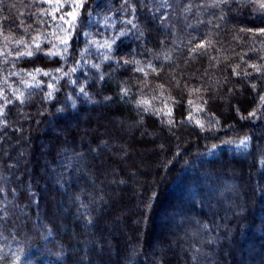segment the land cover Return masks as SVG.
<instances>
[{
    "label": "trees",
    "instance_id": "obj_1",
    "mask_svg": "<svg viewBox=\"0 0 264 264\" xmlns=\"http://www.w3.org/2000/svg\"><path fill=\"white\" fill-rule=\"evenodd\" d=\"M260 3L0 2V264H264Z\"/></svg>",
    "mask_w": 264,
    "mask_h": 264
},
{
    "label": "snow or ice",
    "instance_id": "obj_2",
    "mask_svg": "<svg viewBox=\"0 0 264 264\" xmlns=\"http://www.w3.org/2000/svg\"><path fill=\"white\" fill-rule=\"evenodd\" d=\"M0 2H2V0H0ZM57 11H59L60 9L64 8L66 5L68 7H70L72 10L70 12L67 13V15L69 17H71L70 20H66L64 16H61L60 19L61 20H64L65 23L69 24L70 27H75V22L77 20V17L79 16V10L81 8H83L84 6V0H65V2H60V0H57ZM260 6L261 7H264V0H261V3H260ZM130 22V21H129ZM262 33H264V29H261L260 30ZM67 38L62 40L61 43H64L65 45H67ZM23 41H17V44H22ZM105 47H108L110 48L111 45L109 44H106ZM201 47H203V45H201ZM37 48H39V45H37ZM65 51H67V47L65 48ZM33 53L31 51H28V52H25V53H21V55H28V56H31ZM57 53H50V55H56ZM76 69L73 68L71 71H75ZM259 71V69H257ZM37 72H40L41 70L40 69H37L36 70ZM57 71H60V69H57ZM44 75H49V73L47 72H44L43 73ZM29 75H32L31 73H29ZM33 79H35V76H33ZM27 86V85H26ZM49 87H53L52 85H49ZM253 89H255V85L252 86ZM81 92L84 91L83 88L80 89ZM23 96V93L20 94V96L17 97V99H20L21 97ZM48 96L51 97L52 96V93L49 92L48 93ZM2 99H4L5 101V104L0 106V116H3L4 115V107H6V105L8 103H11L10 100H8L7 97H0ZM261 101L264 102V97H261ZM23 102V101H21ZM141 103H147L146 101H142ZM250 116H255V112H252V113H249ZM202 126V125H201ZM247 143V138L245 140H242L240 142L241 145H244Z\"/></svg>",
    "mask_w": 264,
    "mask_h": 264
},
{
    "label": "rangeland",
    "instance_id": "obj_3",
    "mask_svg": "<svg viewBox=\"0 0 264 264\" xmlns=\"http://www.w3.org/2000/svg\"><path fill=\"white\" fill-rule=\"evenodd\" d=\"M146 153H142L140 154V158L142 159L143 156L145 155ZM145 161V160H144ZM144 163V162H143ZM146 163V161H145ZM144 163V164H145ZM141 171H145L144 168H140ZM151 176H154V174H152ZM150 177V176H149ZM159 176L157 175L156 176V180L159 179L158 178ZM152 178V181H153V177ZM155 178V177H154ZM161 178V176H160ZM160 180V179H159ZM151 181V182H152ZM135 196V195H134ZM204 201H203V204L205 205L206 202L209 201V198H207L206 194H204V197H203ZM144 205V204H143ZM142 207V204L140 203V199H135V197H133L132 201H129L127 203H125L123 206L120 207V217L116 218V221L117 222H120L122 221V227L125 229V227H127V219L129 220V218L133 221V223L137 226V225H140L138 228L140 229H136V234L139 238L142 237L143 233L147 234L148 231H149V228H146V229H143V225L141 224V217L138 215V212L140 211V208ZM151 220V219H150ZM162 221L159 220L158 223H160ZM170 223H173L175 224L176 221L174 219H172L170 221ZM147 236V235H146Z\"/></svg>",
    "mask_w": 264,
    "mask_h": 264
}]
</instances>
